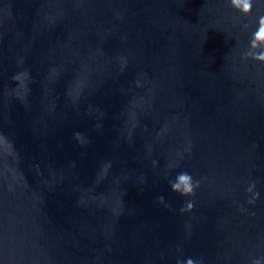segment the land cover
Returning <instances> with one entry per match:
<instances>
[{"label": "water", "instance_id": "1", "mask_svg": "<svg viewBox=\"0 0 264 264\" xmlns=\"http://www.w3.org/2000/svg\"><path fill=\"white\" fill-rule=\"evenodd\" d=\"M264 0H0V264H264Z\"/></svg>", "mask_w": 264, "mask_h": 264}, {"label": "clouds", "instance_id": "2", "mask_svg": "<svg viewBox=\"0 0 264 264\" xmlns=\"http://www.w3.org/2000/svg\"><path fill=\"white\" fill-rule=\"evenodd\" d=\"M233 3L239 5V0H233ZM261 38H264V30L261 32Z\"/></svg>", "mask_w": 264, "mask_h": 264}]
</instances>
